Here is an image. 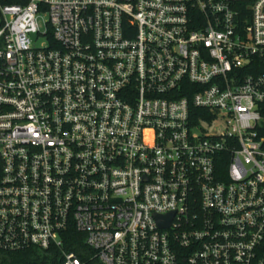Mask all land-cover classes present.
Listing matches in <instances>:
<instances>
[{
  "label": "built area",
  "instance_id": "2783aa9c",
  "mask_svg": "<svg viewBox=\"0 0 264 264\" xmlns=\"http://www.w3.org/2000/svg\"><path fill=\"white\" fill-rule=\"evenodd\" d=\"M71 229L100 264H264V0H0V252L86 264Z\"/></svg>",
  "mask_w": 264,
  "mask_h": 264
},
{
  "label": "trees",
  "instance_id": "16d2710c",
  "mask_svg": "<svg viewBox=\"0 0 264 264\" xmlns=\"http://www.w3.org/2000/svg\"><path fill=\"white\" fill-rule=\"evenodd\" d=\"M64 237L63 249L73 251L86 264H100L92 259L93 252L83 241L80 233L74 229L69 230ZM63 257L59 250L48 249L47 251L36 248H28L17 252H0V264H62Z\"/></svg>",
  "mask_w": 264,
  "mask_h": 264
},
{
  "label": "water",
  "instance_id": "95a60500",
  "mask_svg": "<svg viewBox=\"0 0 264 264\" xmlns=\"http://www.w3.org/2000/svg\"><path fill=\"white\" fill-rule=\"evenodd\" d=\"M171 215L156 216V221L159 226H168Z\"/></svg>",
  "mask_w": 264,
  "mask_h": 264
},
{
  "label": "rangeland",
  "instance_id": "374dc122",
  "mask_svg": "<svg viewBox=\"0 0 264 264\" xmlns=\"http://www.w3.org/2000/svg\"><path fill=\"white\" fill-rule=\"evenodd\" d=\"M41 23V22H40ZM37 44H39V41L37 42ZM219 123V121L218 120H215L214 121V125H213V127H216L217 129H219L220 127H219V125H217ZM203 124L204 125H206L207 126V123L206 122H203ZM210 127V126H209ZM211 128V127H210Z\"/></svg>",
  "mask_w": 264,
  "mask_h": 264
}]
</instances>
